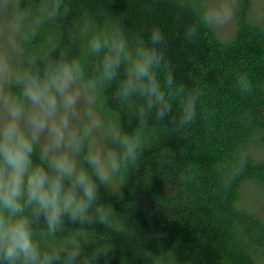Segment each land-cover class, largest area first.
<instances>
[{
	"label": "clouds",
	"instance_id": "9594fccd",
	"mask_svg": "<svg viewBox=\"0 0 264 264\" xmlns=\"http://www.w3.org/2000/svg\"><path fill=\"white\" fill-rule=\"evenodd\" d=\"M175 7L213 33L238 13L237 0ZM165 45L159 27L131 31L117 15L74 13L71 0H0V264H110L114 245H99L95 229L120 213L105 195L124 200L157 128L174 133L200 116L202 92L176 80ZM236 85L254 90L247 73ZM251 156L242 147L225 181ZM129 218L120 232L133 240Z\"/></svg>",
	"mask_w": 264,
	"mask_h": 264
},
{
	"label": "trees",
	"instance_id": "16d2710c",
	"mask_svg": "<svg viewBox=\"0 0 264 264\" xmlns=\"http://www.w3.org/2000/svg\"><path fill=\"white\" fill-rule=\"evenodd\" d=\"M71 3L74 13L86 8L101 19L120 16L131 31L159 27L176 80L202 92L200 116L190 128L156 129L142 165L126 177L124 200L105 195L120 213L112 227L95 229L99 245H114L110 264H263L264 221L240 203L246 186L264 193V160L254 157L264 149V7L254 21V1L237 0L236 30L224 40L179 12L175 0ZM241 73L254 83L248 95L236 85ZM247 146L246 169L226 182L227 165ZM129 213L137 226L133 240L120 232Z\"/></svg>",
	"mask_w": 264,
	"mask_h": 264
},
{
	"label": "rangeland",
	"instance_id": "374dc122",
	"mask_svg": "<svg viewBox=\"0 0 264 264\" xmlns=\"http://www.w3.org/2000/svg\"><path fill=\"white\" fill-rule=\"evenodd\" d=\"M254 7L252 9V16L254 21H258L262 9L264 7V0H253ZM214 2V0H211ZM236 30L235 21L229 26L226 30L217 33L220 38L224 40H228L231 38ZM254 157L258 160H264V149L254 150ZM240 207L246 210L254 211L259 218L264 221V193L261 189L256 185H249L243 189L242 192V201L240 203ZM264 264V263H263Z\"/></svg>",
	"mask_w": 264,
	"mask_h": 264
}]
</instances>
